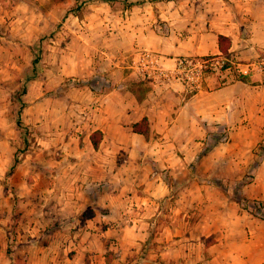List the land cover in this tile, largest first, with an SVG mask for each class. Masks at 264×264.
I'll return each mask as SVG.
<instances>
[{
  "label": "rangeland",
  "instance_id": "1",
  "mask_svg": "<svg viewBox=\"0 0 264 264\" xmlns=\"http://www.w3.org/2000/svg\"><path fill=\"white\" fill-rule=\"evenodd\" d=\"M219 33L230 34L228 54L165 64L178 46L210 45ZM186 58L207 60L200 79L187 77ZM176 81L193 91L239 81L254 107L264 87V0H0V264H257L259 240L241 218L255 219V230L264 220L230 191L264 205V151L253 135L229 139L227 129L208 154L206 141L168 162L161 144L145 147L127 125L112 143L123 179L96 181L86 206L69 207L96 154L93 120L106 96L144 99ZM124 185L131 191L115 200ZM117 213L121 225L133 214V232L98 235L119 225ZM64 230L76 237L62 239Z\"/></svg>",
  "mask_w": 264,
  "mask_h": 264
},
{
  "label": "crops",
  "instance_id": "2",
  "mask_svg": "<svg viewBox=\"0 0 264 264\" xmlns=\"http://www.w3.org/2000/svg\"><path fill=\"white\" fill-rule=\"evenodd\" d=\"M220 34L228 37L230 35L227 33L210 35L213 38L210 45L195 42L188 49L178 46L176 51H174V54L171 55L167 61H165V64L169 67L175 66L177 62L176 57L178 55H222V51L219 46ZM231 48L234 49V46H231ZM241 53L243 52L241 51ZM214 79L217 78L214 77L213 82ZM241 84L242 83L239 81H236L228 85L224 84L219 87H205L203 89L193 91L190 90L187 84L176 81L169 84L166 89L158 87L150 91L144 99H139L135 95H133V98L129 99H127V95L118 98L116 94H112L114 92L109 93L104 101L101 102V106L97 108L99 112L97 113V118L93 120V131L101 130L103 133V139L99 147L95 148L90 138V145H92L96 154L90 156L88 160V168L84 170V172L82 171V173H84V180H82L81 183L77 182L72 184L73 186L71 190L73 195L70 197L72 202L69 207H73L74 211V209L80 210L83 206H86L89 202L88 200L92 198V194L95 191L94 186L96 181H106V178L109 177V175L112 176V179L115 182L123 179V176H120L123 174L125 169L123 170V166L120 164H115L114 161H116V153L114 148H112V143L114 144L119 140L123 128H126L128 125L127 129L129 128L133 130V124L140 121L144 117H147L149 120V135L151 136L147 137V135L138 134L145 137V147H148L150 144L155 142L161 144L159 151L162 154H160V158H164V161L168 162L171 159H176V156L182 160L184 158L192 157L196 152V150L193 152L194 150L192 149L200 147L201 150L202 146L200 145H204L209 138V129H212V126L216 124L227 126L229 130V139L233 138L236 140L237 137H241V141H247V137L249 135H253L254 141H263L264 87L259 88V90L257 89V91H260L263 94L261 97L255 98L252 103L254 107L250 108V98L247 95L250 90ZM245 91H247V93H245ZM113 98L116 101L113 100ZM235 99L236 101H234ZM234 102L235 104L233 105ZM112 106L114 108L113 112L110 111ZM88 118L91 119V114H88ZM133 133L136 134L137 132L133 130ZM179 151H181L184 156L179 155ZM171 164L172 163H168L167 166H170ZM129 168L131 170V167ZM140 174L141 172L135 171L132 174L133 176H130L129 174L127 179L133 178V183H136V179ZM144 182L149 184L148 178H145ZM131 189V185L122 186L120 191H117L118 195L114 199L123 200V194L126 192L128 194ZM83 195L84 197H82ZM128 196L130 201L129 203H131V205H136L134 203L136 200H133V196ZM102 198L98 200L99 205H118L115 202L111 203L102 200ZM139 198L141 197L138 196L137 203L140 202ZM131 216L132 217L129 218L130 221L128 225H121L124 224V219H126L124 214H115V224L119 225H114L113 227H110L109 230L100 234L98 233V235L102 236L107 232L110 233L111 231L114 235L117 234L125 237L127 233L133 232V229H135V226L133 225V214H131ZM73 218L74 223L80 222L81 220L78 215H73ZM97 219L100 220V216ZM102 219H105V215H103ZM241 219H243L244 229L248 228L249 232H252L251 237H255L259 240L257 264H264V227L262 228L261 226H258V229L255 230L254 226L257 224V222L254 221L255 219ZM134 220L140 223L142 218L137 216ZM87 221H92V218H89ZM67 222L68 221H64V223ZM248 230L245 232H248ZM67 234L68 239L71 235L76 237V234H71L70 231L67 233L64 230L61 238L65 239ZM60 243L62 244L61 241ZM89 245L87 244L85 247H88ZM47 248L49 247H46L45 249ZM230 253L231 252H228L227 255H230ZM234 254L235 253L231 254L232 259H234ZM247 263L251 264L252 262L251 260H248ZM106 264L113 263L106 262ZM229 264L236 263L233 260L229 262Z\"/></svg>",
  "mask_w": 264,
  "mask_h": 264
},
{
  "label": "trees",
  "instance_id": "3",
  "mask_svg": "<svg viewBox=\"0 0 264 264\" xmlns=\"http://www.w3.org/2000/svg\"><path fill=\"white\" fill-rule=\"evenodd\" d=\"M148 1L152 2V1H161V0H148ZM231 45H232V41H231L230 37L225 36L223 34L219 35V46H220V49H221L223 54L229 53ZM132 127H133V130L135 132L147 135L149 133V130H150L149 120L147 117H144L140 121L134 123ZM212 127L213 128L209 129V131H208L209 132L208 137L209 138L212 137L213 140L209 141V138L207 139V142L210 144V146L205 148V151L203 152L202 155H206L209 152H211L213 150V148H215L217 146V144L220 142V140L223 137L227 136V129H228L227 126H223L221 124H216V125H213ZM102 134L103 133L101 130H96L95 132L92 133L91 141H92L93 146L95 148L99 147V144L102 140ZM259 146H260V149H262V151H264V140L260 143ZM261 162H262V158L259 159V157H257V159L255 160V164L257 165V164H260ZM162 174L164 177V172ZM165 179H167V178L165 177ZM167 183L171 187V183L169 181ZM230 191H232L236 195L237 201L239 202V204H241L242 207H244L245 209L253 210V213L255 216L264 220V205L263 204H261L258 201H255V200L253 202H251L250 199L241 197L240 194L235 192L233 189H231ZM108 261H110V260H108Z\"/></svg>",
  "mask_w": 264,
  "mask_h": 264
},
{
  "label": "built area",
  "instance_id": "4",
  "mask_svg": "<svg viewBox=\"0 0 264 264\" xmlns=\"http://www.w3.org/2000/svg\"><path fill=\"white\" fill-rule=\"evenodd\" d=\"M181 63H186L185 68L188 66V70H192V75H188V78H195L200 79L201 78V72H203L204 68L207 66V60L199 59L197 61H194L191 58H186L181 61ZM183 71V70H181Z\"/></svg>",
  "mask_w": 264,
  "mask_h": 264
}]
</instances>
